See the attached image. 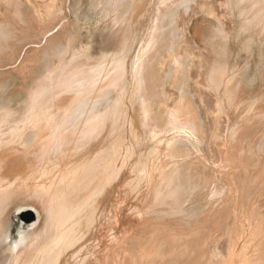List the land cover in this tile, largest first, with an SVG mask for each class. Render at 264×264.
<instances>
[{
    "label": "rangeland",
    "instance_id": "obj_1",
    "mask_svg": "<svg viewBox=\"0 0 264 264\" xmlns=\"http://www.w3.org/2000/svg\"><path fill=\"white\" fill-rule=\"evenodd\" d=\"M164 1L0 0V115L11 119V131L1 135L8 145L1 150L7 174L0 189L8 188L10 201L0 217H6L13 238L22 227L31 239L38 237L21 264H231L241 236L238 254L248 256L246 264H264V0H172L174 19L159 17ZM53 5L55 15H48ZM159 23L165 24L167 43L157 45L164 57L156 62L162 72L152 82L157 93L153 105L170 108L181 94L183 89L166 78L170 53H179L189 62L184 89L196 129L176 124L177 130L173 125L169 132L154 130L149 85L132 74L136 55L150 45ZM50 39L58 41L51 49ZM115 55L126 66L122 84L109 65ZM92 66L104 68L103 79L76 89L74 82L90 74ZM39 91L46 94L36 97ZM34 99L39 104L32 110ZM116 100L117 110L110 108ZM85 104L97 117L106 116L109 152L102 157L98 134V140L86 142L76 123ZM33 118L62 120L69 128L42 149L45 138L51 140L43 137L47 121L41 131ZM86 151H92L90 160L83 157ZM45 167L51 177L42 172ZM74 167L79 173L72 181ZM62 172L68 178L63 182ZM251 189L255 194L248 199L257 197L259 207L246 226L245 191ZM21 206L39 212L35 234L22 219ZM247 229L255 236L252 243Z\"/></svg>",
    "mask_w": 264,
    "mask_h": 264
},
{
    "label": "bare ground",
    "instance_id": "obj_2",
    "mask_svg": "<svg viewBox=\"0 0 264 264\" xmlns=\"http://www.w3.org/2000/svg\"><path fill=\"white\" fill-rule=\"evenodd\" d=\"M166 1V9H165V11H163L162 13H161V15L159 16V17H161V16H169L171 19H174L175 18V15H176V8L174 7V5H171V2H173L172 0H165ZM164 1V2H165ZM180 1V0H179ZM22 2V1H21ZM110 2V1H109ZM52 3V2H51ZM117 3V2H116ZM174 3V2H173ZM180 3V2H179ZM15 4V3H14ZM135 4V3H134ZM133 4V5H134ZM175 4H176V2H175ZM45 5V4H44ZM52 4H50V6H51ZM32 6H33V4H32ZM126 6H127V4H126ZM48 7V6H47ZM179 7V6H178ZM31 8V7H30ZM55 6L53 5L51 8L49 7V9L47 10V14L48 15H55ZM109 8V7H108ZM108 8L106 7V11H108ZM125 9V8H124ZM128 9V8H127ZM164 9V8H163ZM104 10H105V7H104ZM115 10V9H114ZM106 11H105V13H106ZM119 11V10H118ZM121 11V10H120ZM161 12V11H160ZM116 13H118V12H116ZM115 13V14H116ZM160 14V13H159ZM39 15H40V13H39ZM131 17V16H130ZM35 18H40V19H42L41 17H35ZM126 18V17H125ZM164 18H166V17H164ZM48 20V19H47ZM158 20H160V18H158ZM161 21H164V20H161ZM123 22V21H122ZM125 22H126V20H125ZM159 22V21H158ZM161 23V22H160ZM159 23V26H158V28L156 27V31H154V33H151L152 34V37L150 36L149 38H151L148 42L150 43V45H147L146 46V48L145 47H143L142 48V50L143 51H140V52H138V53H141L140 55L139 54H137L136 55V57H135V60H134V62H133V64H132V74H134V76L136 77V78H138V80L139 81H141V82H143L144 83V81L146 82V84H148L149 85V99L151 100V104H152V106H154V108H153V110H152V112H153V117L151 118V119H153V121H154V123H153V125H154V130H164L165 128H166V130H168L169 128H170V126H171V128H172V125H173V128H174V126H176V124L177 125H179V126H185V127H187L188 129H190V130H193L194 128L196 129V125H197V122H196V117H195V115H194V111H193V108L190 106V104L188 103L189 102V100L187 101V98H186V91H185V89H184V82H185V75H186V65L189 63L188 61H187V58H186V60L184 59V58H182L181 56H179V53H170V55H169V58H170V62H172V64H171V66H170V70L168 69V71L166 70V78H167V80H169L170 78H172L171 80H170V82L171 83H174V84H176L177 85V87L178 88H182L183 90H182V92H180L181 94L178 96V99H177V101H176V103L174 104V105H172L170 108H168L167 106L166 107H162V106H160V105H158V104H156V105H153V103L155 102V96H156V91L153 89V86H152V82L156 79V80H159V77H158V72H162V69H158V67L156 66V62L157 61H160L161 62V60L163 59V57H164V52L162 53V52H159L158 50H157V45H161V44H158V43H160L159 41H161L162 43H163V40L164 41H166V38H165V29H163L164 27H165V24H160ZM61 25V24H60ZM56 26L57 25H55L54 27H52L51 29H47L46 31H45V33L43 34L45 37H48V36H51L53 33H51V32H53V30L56 28ZM175 29H176V27L174 28V29H172V31H171V35H174L176 32H175ZM178 30V29H177ZM68 32V31H67ZM170 33V32H169ZM168 34V33H167ZM170 35V34H169ZM126 36V35H125ZM128 36V35H127ZM133 36V35H132ZM167 36V35H166ZM68 37V36H67ZM118 37V36H117ZM120 37V36H119ZM171 37V36H170ZM133 38V37H132ZM172 38V37H171ZM135 39V38H134ZM167 39H168V37H167ZM117 40H119L118 38H117ZM116 40V41H117ZM128 41V40H127ZM172 41V40H171ZM57 40L55 41V39H50V41H49V45H48V47L47 48H49V49H51V48H53L55 45H57ZM123 42H124V40H123ZM126 42V41H125ZM166 43H167V41H166ZM165 43V44H166ZM173 43V42H172ZM60 44V43H59ZM132 44V43H131ZM117 45V44H116ZM127 45V44H126ZM167 45V44H166ZM162 46V45H161ZM160 46V47H161ZM167 46H169V45H167ZM166 46V47H167ZM164 47V46H163ZM127 49V48H126ZM167 49V48H166ZM165 49V50H166ZM171 49H172V47H171ZM123 50H125L124 48H123ZM153 52H152V51ZM162 50V49H161ZM164 50V51H165ZM168 50H170V47H169V49ZM122 52H124V51H122ZM76 53V52H75ZM80 53V52H79ZM82 53V52H81ZM113 54V53H112ZM120 54V53H119ZM76 56H79V55H76ZM82 56V55H81ZM166 56V55H165ZM83 57V56H82ZM113 57V56H112ZM115 58H113L112 59V63L110 62V61H107L108 63H109V65H112V68H113V70L110 68L109 69V71H111L112 70V72L113 73H115V75L116 74H118V80L120 79L121 80V78H123L124 76H123V72H125V63L124 64H121L120 62H119V60H117V58H116V55L114 56ZM117 57H120L121 58V56H118L117 55ZM77 58V57H76ZM77 60V59H76ZM110 60V59H109ZM77 62H79V60H77ZM81 63V62H80ZM123 63V62H122ZM100 64H102V63H100ZM76 65H77V63H76ZM95 65V64H94ZM103 65V64H102ZM108 65V67H110ZM170 65V64H169ZM75 66V65H74ZM73 66V67H74ZM106 66H107V64H106ZM162 66H164V64L162 65ZM78 67V66H77ZM80 67V66H79ZM108 67H107V69H108ZM167 67V66H166ZM85 68V67H84ZM87 68V67H86ZM90 68V67H89ZM92 68H93V66H92ZM91 68V70H92V72L90 73V74H88V73H86L85 75H83L82 77H80V79H79V82H77V83H75L74 82V86L76 87V89H79V88H77V87H82V85H84V84H89L90 82V85H87V86H93L94 84L95 85H97L98 83H97V81H99V79H103V78H101L102 76H103V74H104V68L103 67H100V68H93L92 69ZM80 70V69H79ZM78 70V71H79ZM87 70H90V69H87ZM82 71L84 72L85 70H83L82 69ZM119 71V72H118ZM52 72V71H51ZM74 72V71H73ZM109 73H111V72H109ZM119 73H120V75H119ZM112 74V73H111ZM113 75V74H112ZM112 75H110L111 77H112ZM161 75V74H160ZM104 77H106L107 78V76H105L104 75ZM111 77H109L110 79H111ZM108 78V79H109ZM113 78V77H112ZM161 78H162V75H161ZM83 79H85V81H86V83L85 82H83ZM110 79L109 80H107L108 81V83L110 82ZM115 80H117L116 79V77H115ZM119 80V81H120ZM124 80V79H123ZM137 80V81H138ZM119 81L117 82L118 84H122V82L121 83H119ZM115 82V81H114ZM97 83V84H96ZM103 83H106V82H103ZM107 83V84H108ZM111 83V82H110ZM101 84V83H100ZM99 84V85H100ZM112 84L114 85V83H113V80H112ZM111 84V85H112ZM117 84V85H118ZM105 85V84H104ZM86 86V85H85ZM101 86V85H100ZM103 86V85H102ZM116 86V85H115ZM97 87H99V86H97ZM104 87V86H103ZM113 87V86H112ZM111 87V88H112ZM142 87V86H141ZM102 88V87H101ZM109 88V87H108ZM140 88V87H139ZM141 89V88H140ZM75 90V89H74ZM80 90H81V88H80ZM143 90V89H142ZM46 91V90H45ZM139 91V90H138ZM141 92V91H140ZM143 92V91H142ZM77 93V92H76ZM46 94V93H45ZM44 94V92H40L39 91V93H37L36 94V97L38 96V95H41V97L43 96V95H45ZM81 94V93H80ZM78 95V94H77ZM87 95H88V93H87ZM139 96H141V95H139ZM162 96H165V94L164 93H162ZM41 97H39L38 99H40ZM79 98H81V97H79ZM111 98V97H110ZM38 99H34L33 100V103H32V110H33V108H35L39 103H36L37 102V100ZM108 99V98H107ZM139 99V98H138ZM118 101H119V99H117ZM116 100V101H117ZM114 101V100H113ZM118 101L115 103V104H113V105H109L110 106V108L112 107V106H115V108L117 107V105H118ZM141 101V100H140ZM77 102V101H76ZM136 102V101H135ZM106 104H108V101L107 102H105ZM142 104H144V103H142ZM41 105V104H40ZM39 105V106H40ZM151 106V107H152ZM193 106V105H192ZM114 108V107H113ZM79 109V108H78ZM116 110H117V108H116ZM195 110V109H194ZM43 111H44V109H43ZM43 111H42V113H43ZM108 111H109V108H108ZM110 112V111H109ZM109 112H106V113H109ZM96 114H97V112L92 108V106L91 105H89V104H85L83 107H82V109H81V114H79L78 116H77V118H76V123L77 124H81V131H82V133H83V135H84V137H85V139L87 140L86 142H91L92 140H94L95 139V136L97 137V134H98V137L97 138H99V140L97 141V145H98V148H99V150H98V157L101 155V157L102 156H104L106 153H103V152H109V150L108 151H106L107 149H108V145H109V140H108V138H110V134L109 133H106L108 130H107V126H106V123H105V119H104V117L106 118V116H104L103 117V115H101V116H99V117H97L96 116ZM195 114H197V112H195ZM106 115H109V114H106ZM199 117V116H198ZM70 117L68 116L67 118H65V119H69ZM60 119V118H59ZM65 119H63V121H65ZM10 120L11 119H9V117L7 118V117H5V116H3V115H0V156L3 154L2 153V151L1 150H3L2 148L6 145H8V144H4L2 141H1V135H3L4 136V134H6L10 129H11V127H8V125H9V123H10ZM36 119L35 118H33V122L35 121ZM198 120H200V119H198ZM36 121H38L39 122V129H41L43 126L41 125V123H43L44 121H47V120H42V121H39V120H36ZM62 120H56L54 123H52L51 121H47V124L45 125V126H47L46 128H47V131L46 132H48V133H45V134H43V137L45 138V135L47 136V137H49V140H50V138H51V140H50V144H49V141L47 140L48 138H45V142L44 143H42L41 145H40V147L42 148V149H44V148H46L47 146L49 147L50 145H52V142H54V141H56L57 139H58V135H60L61 134V132L64 134V133H66V131L68 130L67 128H69V124H63L62 122H61ZM152 122V121H151ZM152 124V123H151ZM24 125V124H23ZM11 126V125H10ZM38 127V126H37ZM37 127H35L36 129H38ZM15 128H16V130H17V128H21L20 127V125H17V126H15ZM14 128V129H15ZM23 128V127H22ZM24 128H26L25 126H24ZM23 128V129H24ZM33 128V127H32ZM50 128V129H49ZM121 128V127H120ZM152 128V129H153ZM176 128V127H175ZM174 128V129H175ZM179 128V127H178ZM177 128V129H178ZM182 128V127H181ZM180 128V129H181ZM184 128V127H183ZM183 128H182V130H183ZM13 129V130H14ZM36 129H33L34 131L36 130ZM109 129V128H108ZM177 129H175V130H177ZM19 131H20V129H18ZM18 130H17V132H18ZM22 130V129H21ZM49 130V131H48ZM107 130V131H106ZM184 130H186V129H184ZM11 131V130H10ZM28 131V130H27ZM41 131H44L43 129H41ZM109 131H111V130H109ZM186 131H188V130H186ZM195 131V130H194ZM13 132V131H12ZM17 132H14V134L15 133H17ZM35 132H37V131H35ZM168 132H169V130H168ZM182 132V131H181ZM190 132V131H189ZM110 133H112V132H110ZM180 132H178V134H179ZM11 134V133H10ZM9 134V135H10ZM177 134V133H176ZM180 135V134H179ZM184 135H185V133H184ZM190 135V134H189ZM11 136V135H10ZM175 136V135H174ZM178 136V135H177ZM175 138H176V136H175ZM95 139V140H96ZM169 139H171V138H169ZM186 139H189V138H186ZM186 139H185V141H186ZM65 140V139H64ZM64 140H61V141H59V142H63ZM173 141V140H172ZM176 141V140H175ZM188 141V140H187ZM46 142H48V144H45ZM175 143V142H174ZM39 147V148H40ZM111 147V146H110ZM117 148H119V146H117ZM121 148H123V147H121ZM41 149V150H42ZM58 150V149H57ZM64 150V149H63ZM116 150V149H115ZM122 150V149H121ZM120 151V150H119ZM42 152H43V150H42ZM87 153L86 154H88L87 156L88 157H86V155L85 156H83L84 158H88L89 160H90V157L92 158V156H90V154L92 153V151H86ZM122 152V151H121ZM2 153V154H1ZM44 154L46 153V152H43ZM99 153H100V155H99ZM102 153H103V155H102ZM120 153V152H119ZM123 153V152H122ZM137 153V152H136ZM36 154V153H35ZM81 155H82V153H80ZM79 154V155H80ZM117 154H118V152H117ZM124 154V153H123ZM37 155V154H36ZM46 155V154H45ZM125 155V154H124ZM141 155V154H140ZM69 156H71V155H69ZM108 156V155H107ZM120 156H121V158H123V160H125L124 159V156H122L121 154H120ZM120 156H119V158H120ZM126 156V155H125ZM50 157V156H49ZM72 157V156H71ZM82 157V158H83ZM97 157V156H96ZM7 158V157H6ZM31 158V157H30ZM41 158H42V155H41ZM62 158V157H61ZM81 158V157H80ZM117 158V157H116ZM3 159H4V157L2 156L1 158H0V162H3ZM40 159V158H39ZM45 159H47V158H45ZM65 159V158H64ZM69 159V158H68ZM95 159H97V158H95V156H94V160ZM115 159V158H114ZM118 159V158H117ZM43 160V159H42ZM89 160H85V162L87 163ZM121 161H122V159H120ZM35 161V160H34ZM69 161V160H68ZM81 161V160H80ZM106 161V160H105ZM7 162V161H6ZM44 162V161H43ZM82 162H84V160L82 161ZM89 162H91V161H89ZM92 162H94V161H92ZM97 162H98V160H97ZM118 162H119V159H118ZM136 162V161H135ZM57 163V162H56ZM61 163H63V162H61ZM69 163V162H68ZM121 163V162H120ZM119 163V164H120ZM59 164V163H58ZM57 164V165H58ZM92 164V163H91ZM115 165H117L116 164V162L114 163ZM3 165V164H2ZM1 164H0V182H1V180H3V176L5 175V174H7V171L5 170L6 169V165L7 164H5L4 165V167L2 166ZM56 165V164H55ZM64 165V164H63ZM70 165V164H69ZM75 165V164H74ZM73 165V166H74ZM80 165H82V163H80ZM101 165V164H100ZM105 165V164H104ZM107 165H109V164H107ZM113 165V164H112ZM111 165V166H112ZM121 165H122V163H121ZM26 166V165H25ZM53 166V165H52ZM62 166V165H61ZM67 166H68V164H67ZM82 166H85L84 164L82 165ZM34 167V166H33ZM59 168H60V164H59V166H58ZM57 167V168H58ZM66 167V166H65ZM78 167H80V166H78ZM78 167H76V168H78ZM107 167V166H106ZM121 167V166H120ZM30 168V167H29ZM29 168H27V169H29ZM32 168V167H31ZM57 168H55V166H54V169H57ZM62 168V167H61ZM69 168V166L67 167V168H64L65 170L66 169H68ZM75 168V167H74ZM76 168L75 169H72V168H70V169H72V173H70V174H72V176L75 174V172L76 171H78V173H79V170H76ZM82 168V167H81ZM118 168H119V166H118ZM49 168H47V167H45V169H41L42 170V172H44L45 174H49L50 173V175H51V172H50V170L46 173V171L48 170ZM53 169V168H52ZM51 169V170H52ZM83 169V168H82ZM60 170V169H59ZM108 170V169H107ZM140 170V169H139ZM54 172L55 171H58V170H53ZM52 171V173H54ZM62 171H64V170H62ZM69 172H70V170H68ZM99 171V170H98ZM59 172V171H58ZM64 172H66V171H64ZM69 172H67V175H68V173ZM73 172H74V174H73ZM100 172V171H99ZM110 172V171H109ZM113 172V171H112ZM120 172V171H119ZM33 173H35V172H33ZM57 173V172H56ZM77 173V174H78ZM44 174V175H45ZM47 174V175H48ZM110 174V173H109ZM116 174H117V172H116ZM22 175V174H21ZM33 175V174H32ZM50 175H48L49 177H51ZM57 175V174H56ZM31 176V175H30ZM53 176V175H52ZM71 176V175H70ZM71 176V179H72V181L74 180V178L76 177V174L72 177ZM6 177H7V175H6ZM59 177V176H58ZM66 174L65 173H63L62 172V174H61V176L59 177V179L61 180L62 179V182L64 181V180H66ZM69 177V176H68ZM105 177V176H104ZM113 177H115V176H113ZM117 177V176H116ZM56 178H57V176H56ZM63 178H65L64 180H63ZM110 178V177H109ZM5 180H11V177H7V178H4ZM15 179V178H14ZM22 179V178H21ZM51 179H53V178H51ZM15 180H17V179H15ZM54 181H55V179H53ZM57 180V179H56ZM67 180H68V178H67ZM18 181V180H17ZM22 181V180H21ZM72 181H68V183L70 182V183H72ZM100 181V180H99ZM107 181V180H106ZM105 181V182H106ZM3 182V181H2ZM28 182V181H27ZM49 182V181H48ZM57 181H55L54 183H56ZM105 182H104V184H105ZM59 183H61V182H59ZM65 183H66V185H67V182L65 181ZM107 183H109L108 181H107ZM3 184H5L4 182H3ZM3 184H2V186H3ZM26 184V183H25ZM63 184V183H62ZM101 184H102V182H101ZM1 185V184H0ZM8 185V184H7ZM12 185V184H11ZM56 185V184H55ZM65 185V184H64ZM53 186V185H52ZM70 186V185H69ZM166 186V185H165ZM60 187H62V186H60ZM65 187V186H64ZM63 187V188H64ZM208 187V184H206L205 185V188H207ZM1 188V187H0ZM25 188V187H24ZM62 188V189H63ZM8 189V188H7ZM7 189H5L4 188V190H2V191H4V192H2L1 191V189H0V216H1V214H2V211H3V206H4V204L5 203H7V202H9L10 201V193H9V190H7ZM9 189H10V187H9ZM61 189V188H60ZM102 189V188H101ZM13 190V189H12ZM107 190V189H106ZM252 190V189H251ZM6 191H7V193H6ZM18 191V190H17ZM162 191V190H161ZM165 191H167V189L165 190ZM171 191V190H170ZM55 192V191H54ZM63 192V191H62ZM96 192V191H95ZM94 192V193H95ZM163 192V191H162ZM167 192H169V191H167ZM166 192V193H167ZM247 194H246V199H245V203H244V210H245V223H246V226H249V225H251L252 224V222H253V216H254V214H255V212H256V210L258 209V207H259V201H258V199H257V197H254V196H252L251 197V199L249 200L248 199V196L249 195H253V194H255V189H254V191L252 190V192L249 190V191H245ZM13 193V192H12ZM161 193V192H160ZM39 194V193H38ZM52 194H53V192H52ZM58 194V193H57ZM165 194V193H164ZM39 195H41V194H39ZM90 195V194H89ZM91 195H93V194H91ZM60 196V195H59ZM89 197V196H88ZM93 198V197H92ZM254 198V199H253ZM55 199V198H54ZM94 199V198H93ZM87 200V199H86ZM90 200V199H89ZM88 202H90V201H88L87 200V202L85 201V203H88ZM83 203V202H82ZM85 205V204H84ZM84 205L82 206V207H84ZM87 206V205H86ZM5 207H6V205H5ZM81 207V206H80ZM21 208H23V209H21V211H19V213H23V212H25V211H32L33 213H34V215H35V220L34 221H31L30 223H27V227L28 228H30V229H32V230H34V233L33 234H35L37 231L35 230V229H37V226L39 225V220H40V214H39V212L36 210V209H33V208H26V206H21ZM81 209V208H80ZM76 210V209H75ZM78 210V209H77ZM74 211V210H73ZM79 211V210H78ZM84 211V210H83ZM71 212H72V210H71ZM242 212V211H241ZM71 215H72V213H70ZM70 215V216H71ZM67 216H69V213L67 214ZM66 216V217H67ZM65 218V217H64ZM72 221V220H71ZM8 222V221H7ZM23 222V221H22ZM59 222V221H58ZM66 222H67V219H66ZM66 222H64L65 223V225H63L64 227L66 226ZM26 224V223H25ZM24 224V225H25ZM60 224H61V222H60ZM73 223H71V225H72ZM59 225V224H58ZM11 226V225H10ZM70 226V225H69ZM58 227V226H57ZM63 227V228H64ZM72 227H73V225H72ZM62 228V227H61ZM67 228H69V227H67ZM11 229V228H10ZM20 229V228H19ZM70 229H71V227H70ZM65 230V229H64ZM250 230V229H249ZM249 230L247 229V232L246 231H244L245 232V234H250L251 235V237H249V243L252 241V240H254V237H253V235H252V233L251 232H249ZM31 232V231H30ZM68 232V231H67ZM66 232V233H67ZM55 233V232H54ZM53 233V234H54ZM33 234H31V235H33ZM37 234V233H36ZM36 234H35V239H37L38 237L36 236ZM52 234V235H53ZM59 236H61V234H58ZM56 236V238L57 237H59V236ZM64 235H66V234H63V236ZM62 236V237H63ZM67 236H68V233H67ZM52 237V236H51ZM65 238L64 239H62V240H64L65 241V239H66V236H64ZM70 237V236H69ZM52 238H55V237H52ZM241 238H243V240H244V236L242 237L241 236ZM241 238H239L238 237V239L237 240H235V244H234V249L232 250V252H231V257H232V259L234 260L233 262H231V264L233 263V264H246L247 263V260H248V256H246V254H245V256L243 255L242 257L238 254V247H240L241 246V243L243 242V240L241 241ZM35 239H31V236L29 235V231L28 230H26V228H24L23 229V227H22V229H20L19 231H18V236H16L15 238H13L12 236H11V234H10V232H9V228L7 227V224H6V217H0V264H8L9 262H11V261H15V264H18V263H20L21 264V260L24 258V253L26 254V253H28V251H29V249H30V246L32 245V243L35 241ZM73 239V238H72ZM47 241V240H46ZM61 241V240H60ZM49 243H51V242H49ZM247 244L248 246H249V248H250V244ZM252 243V242H251ZM240 245V246H239ZM53 246H55V244H53ZM47 247V246H46ZM46 247H45V251H46ZM49 247V246H48ZM47 247V248H48ZM50 250V251H49ZM53 250H55V249H53ZM53 250L52 249H50V248H48V252H53ZM45 251H43L42 253H45ZM47 252V254L49 255L50 253H48ZM37 253H38V251H37ZM40 253V252H39ZM38 253V254H39ZM54 253V252H53ZM52 254V253H51ZM53 255V254H52ZM52 255H50L49 257H51ZM44 257V255H42V258ZM239 257V259H240V261L238 262V260H237V258ZM41 258V257H40ZM40 261H41V259H40ZM30 262V261H29ZM43 262V261H42ZM41 262V264H44V262L42 263ZM23 263V262H22ZM26 263V262H25ZM39 263V262H38ZM31 264H32V262H31Z\"/></svg>",
    "mask_w": 264,
    "mask_h": 264
},
{
    "label": "water",
    "instance_id": "obj_3",
    "mask_svg": "<svg viewBox=\"0 0 264 264\" xmlns=\"http://www.w3.org/2000/svg\"><path fill=\"white\" fill-rule=\"evenodd\" d=\"M21 217L27 223L34 221L35 219V215L32 211H25L24 213L21 214Z\"/></svg>",
    "mask_w": 264,
    "mask_h": 264
}]
</instances>
